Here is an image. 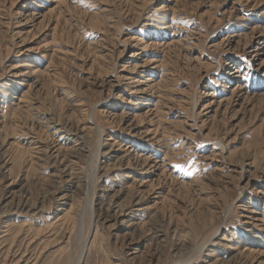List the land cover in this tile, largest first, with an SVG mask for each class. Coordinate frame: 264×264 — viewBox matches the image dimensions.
I'll return each mask as SVG.
<instances>
[{"label":"rangeland","instance_id":"rangeland-1","mask_svg":"<svg viewBox=\"0 0 264 264\" xmlns=\"http://www.w3.org/2000/svg\"><path fill=\"white\" fill-rule=\"evenodd\" d=\"M87 234L82 264H264V0H0V264Z\"/></svg>","mask_w":264,"mask_h":264},{"label":"bare ground","instance_id":"bare-ground-1","mask_svg":"<svg viewBox=\"0 0 264 264\" xmlns=\"http://www.w3.org/2000/svg\"><path fill=\"white\" fill-rule=\"evenodd\" d=\"M194 100H195L194 103L196 104V99H194ZM101 133H103V131H101ZM100 154H101V146L99 144H97L96 148L91 153V158L88 160V166H91V171L88 172L89 173L88 177L90 179V182L94 181L97 174H98V170H99L98 161H99ZM86 201H87L86 206L82 209L80 216L82 219L86 214L89 215L90 219L88 217H87V219L90 220L88 222H90V228L93 229V227L95 225L96 204H95L94 198L91 197V193L89 190L87 193V200ZM89 249H90L89 235L87 234L86 238L84 237V242L82 243L80 255H79V257H77L78 259H77L75 264H82V262L86 256L87 252L89 251ZM96 255H97L96 251L94 249H92L91 258L96 256Z\"/></svg>","mask_w":264,"mask_h":264},{"label":"snow or ice","instance_id":"snow-or-ice-1","mask_svg":"<svg viewBox=\"0 0 264 264\" xmlns=\"http://www.w3.org/2000/svg\"><path fill=\"white\" fill-rule=\"evenodd\" d=\"M176 167H177V168H181V169L183 168L182 165H176Z\"/></svg>","mask_w":264,"mask_h":264}]
</instances>
